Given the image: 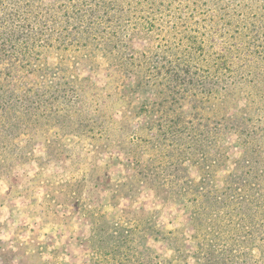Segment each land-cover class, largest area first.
<instances>
[{
  "label": "rangeland",
  "instance_id": "obj_1",
  "mask_svg": "<svg viewBox=\"0 0 264 264\" xmlns=\"http://www.w3.org/2000/svg\"><path fill=\"white\" fill-rule=\"evenodd\" d=\"M2 87L0 264H264V0H0Z\"/></svg>",
  "mask_w": 264,
  "mask_h": 264
},
{
  "label": "trees",
  "instance_id": "obj_2",
  "mask_svg": "<svg viewBox=\"0 0 264 264\" xmlns=\"http://www.w3.org/2000/svg\"><path fill=\"white\" fill-rule=\"evenodd\" d=\"M1 90H3V91H1ZM19 98L20 97H18V96L16 97L15 94L8 95V93H6L5 89H3V87L0 89V105H1L2 108H6L5 104H10L11 108L13 109L18 103H20V99ZM253 112L258 115L260 111H259V109L250 110V116L248 118H246V120H250L252 117H254ZM226 129H227V127H225L224 129L216 128V134L215 135L218 134L217 133L218 131H219V134L222 135V130L225 131ZM165 130H166L165 133H167V134H171L173 132L175 133V132L180 131L179 129H177V127H175L173 125L167 126L165 128ZM205 132H206V137H207V134H209V131H205ZM247 137H249V133L248 132L240 131V134H239V137H238L240 140L242 138H247ZM241 142H242L241 143L242 145L246 146L247 141L243 140ZM237 161H238V167L240 169L255 170L257 172L258 169H261V167H262V164H260V162H256L254 160V158L249 155V150L248 149H246L244 151V153L240 157L237 158ZM261 172L264 173V165H263V168H262Z\"/></svg>",
  "mask_w": 264,
  "mask_h": 264
}]
</instances>
